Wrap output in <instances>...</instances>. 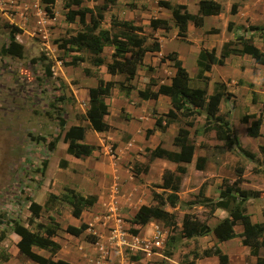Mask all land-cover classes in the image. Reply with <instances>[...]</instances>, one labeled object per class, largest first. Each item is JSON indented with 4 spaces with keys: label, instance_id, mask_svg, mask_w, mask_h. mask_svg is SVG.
Returning <instances> with one entry per match:
<instances>
[{
    "label": "rangeland",
    "instance_id": "rangeland-1",
    "mask_svg": "<svg viewBox=\"0 0 264 264\" xmlns=\"http://www.w3.org/2000/svg\"><path fill=\"white\" fill-rule=\"evenodd\" d=\"M2 1L3 3L1 4ZM67 1L62 0L56 8L53 7L52 13L54 18L52 19L44 11H41V4L36 0H0V47L8 43V35L13 26L23 29L21 33L19 32L15 35L16 41L23 46V57L16 59L0 55V232L3 230L9 231V219L18 220L29 229L34 230L33 227L28 226L26 223V219L29 216V201H34L45 207L50 194H54L57 197L64 195L65 187L74 186L72 182L77 184L76 186L81 193L88 192L89 189L86 188L90 184H94L99 193L103 194V192L105 193L106 190H109L115 180V175L114 173L112 174L110 168H107L108 171L102 169L104 164H102V161H99L98 153L94 154V157L96 158V162L100 163V169L92 172V174H96L95 178H90V176L84 174L76 178L70 175L69 170L60 169L59 167L60 162L64 160L67 154V145L61 141L64 131L70 125L84 122L81 114L83 107L78 106L77 101L72 95L71 87L80 84L81 73H86V67L91 65V55L85 50L64 53L54 44V41L57 39L66 38L75 35L79 31H83V28L77 21L74 24H68L65 21L66 10H64L63 5ZM156 1L115 0V4L117 5L116 13L118 12L120 17L124 19H129L131 16L134 23L148 27L149 19L151 17L157 18L156 14H158L159 10L156 12L158 9ZM167 1L172 5L186 3L189 13H197V5L191 0ZM216 1L223 3L222 13L218 18L213 17L208 19L205 25L206 31L202 34H198L196 31L191 32L188 41L191 39L196 40V38L200 37L197 43L200 46L205 45L208 50L215 49V54L217 55L220 49L218 47L219 43H222L227 38L226 24L232 22L233 28L229 34L237 33L238 35H243L257 44L260 50L264 52V30L250 32L247 28L254 25L261 26L264 23L263 14H259L260 9H264V0ZM101 2L102 0H83V6L91 7L93 11H96ZM232 4L239 5L236 13L238 16L230 13ZM37 5L40 6L39 10L36 8ZM254 10L255 12H253ZM29 16L31 19H29ZM107 17L109 21L110 17ZM167 17L169 23H171V28H175L169 11L164 10L161 13V17L158 18L166 19ZM105 24H107V19ZM214 29H217L218 33L214 34L211 31ZM220 31H222L221 34ZM181 40L177 36L174 37V40H167L164 42L163 50L166 52L169 48H176L179 53L182 52L183 56L180 55V59L184 58L182 61L183 67L186 69V74L191 76L193 70H195V65L191 60L190 53L187 54L184 48L180 47L182 44L177 42ZM110 51L105 49V59L110 57ZM42 53L46 55L52 65L51 77L45 75L44 65L46 63H41L40 61L36 63L31 62L33 59H38ZM73 56H81L85 61L79 64L77 68L62 64V62L70 61ZM161 57L157 54H148L145 58V65L140 68L143 74H150L146 68L150 66L153 69L151 74L155 77L152 80L156 83L164 81L169 77L172 69L170 62H160ZM225 71L227 70L222 69L220 71L215 69L212 76L216 78V74H221ZM248 74L251 76L250 80L255 83L253 84L254 86L250 88L246 84V94L245 92H239L238 95H242L244 98L238 100L237 106L230 99L226 101L227 103L223 107V114L231 125L232 132L237 138V144L231 148H225L223 143L215 138L214 132L207 134L202 132L203 119L202 117L197 118L195 127L191 128L192 136L190 139L197 146V155L192 166L193 170L190 168V171L186 175V182L193 176L194 190H197L200 184L198 181L196 182L198 177L194 179V176L198 175L201 171L200 175L206 178L205 185L207 182L212 181V179H219L223 186L226 183L231 184L237 178V169H241L242 182L239 187L259 193L257 198H251L247 201L246 212L250 214L253 220L261 221L260 212L264 206V155L260 153L258 144L262 139H252L247 136L246 128L248 125L242 122V118L244 115H249L251 91L255 92V96H252L253 102L257 101L259 103L256 106L255 112L261 113L264 108V73L262 70L258 72L253 69L252 71H248ZM91 86H94V84L91 83ZM192 87H201L207 91H211L213 84L208 82L206 85V82L194 77ZM61 98H64L63 101L60 100ZM111 110L113 115L112 107ZM122 117L125 118L124 115ZM111 122L117 128L119 124H124L120 120L117 121L119 124L116 121ZM182 123L183 120L178 125L181 126ZM261 131L262 137H264V121ZM91 132L93 131L91 130ZM171 132V130L167 132V138H171ZM56 137L60 138L56 142L54 149L49 151L48 143H51ZM108 137H117V143H119V137L123 140L126 139V136H122L117 130L116 132L111 131ZM111 143L113 142L109 141V145H107V142H103L104 146H106L105 151L108 153L110 152L109 147ZM165 146L168 145L165 144ZM135 149V152L129 156L126 154L128 163H123L121 167L119 166V169L125 174L126 180L129 177L128 171L136 167L141 169L149 163L146 164L147 161L141 164L136 162V158H140L141 156L147 158L148 152H144V149L137 147ZM115 151L116 148L111 149L115 157L112 159H117ZM244 151L253 154L254 158H248ZM197 157H203L204 159L202 170L195 168ZM104 159L106 158L104 157ZM43 160H47V164L49 162L46 168V176L44 172H40ZM120 160H123V158ZM112 165L115 169V163ZM154 166L173 168L174 164L155 159ZM74 189L76 190V188ZM186 191L187 189L182 190L181 193H185ZM185 195L183 198L185 202H178L172 212L177 223H181V218L186 213L197 217L201 221H211L213 223L208 216L207 208L198 204L191 206L186 204L197 203L202 201V198L196 196L193 192L189 193V196L186 193ZM124 201L126 200L123 198V193L121 192L116 194L114 198L106 197L93 210L89 209V217L93 221L95 220L93 224H95V229L100 234L103 244L111 243L114 245L111 253L105 258L106 261L104 262L103 260L101 264H109L108 261H112L114 264H125L126 258H132L133 256L141 258L145 256L140 251L136 252L135 249L134 251L130 250L126 244H120L119 238L112 239L111 232L117 230L121 232L122 240H125L126 243H133L132 237L136 236L133 231L139 227L134 224L131 211L124 212L121 210ZM69 212L70 206L57 199L51 202L49 208H43L38 221L47 223V218L53 215L54 219H59L58 223L60 225H66L69 222L73 223L72 221H67V218L71 217ZM97 215L101 217L97 219ZM118 219H121L123 222H119ZM64 234V230H60V237ZM13 235L8 232L7 238L0 243V264H21L26 261V259L17 254L14 248ZM167 236L177 238L174 242L176 249L172 250L171 256L167 257L165 253L171 250L166 243L158 248H151L154 252L159 251L161 256H153L154 258L148 264H181L183 261H191L194 260L193 253L200 254L201 251L212 247L213 244L211 233L203 237L184 239L180 235V228L178 226L175 227L173 233H168ZM81 237L79 239L85 241V237ZM237 239L238 237L224 242L219 248L222 252H227L225 254L228 255V252H231L230 248L234 249V252H232L235 256H233L232 264H251L253 258L249 255L248 248L244 250L241 248L243 247L241 244L237 245ZM135 243L140 244L138 242ZM237 250H239L238 253ZM4 255H8L6 262L1 261ZM260 255L264 256V252L260 251Z\"/></svg>",
    "mask_w": 264,
    "mask_h": 264
},
{
    "label": "trees",
    "instance_id": "trees-1",
    "mask_svg": "<svg viewBox=\"0 0 264 264\" xmlns=\"http://www.w3.org/2000/svg\"><path fill=\"white\" fill-rule=\"evenodd\" d=\"M44 4V12L49 18H53L52 9L55 0H40ZM115 0H103V4L93 11L89 8L81 7L82 0H68L64 3L66 9L65 20L72 23L75 19L82 26L83 31L77 32L75 35L57 39L54 44L64 53H74L85 50L91 55L90 63L93 66L99 67L103 64L101 57L104 46L113 48L111 54V62L106 65V70L109 74H123L124 81L115 83L112 81L104 82L98 80L97 86L88 89L89 103L88 109L85 112L86 120L89 122V127L95 132H105L109 130L103 118L108 115V108L103 97L108 96L111 90L117 85L118 88L127 95L133 87L129 82L134 78L136 70L142 65L146 53H155L160 50V45L157 38L152 34L145 33L142 26H137L131 21L118 20L111 17L110 30L100 29L103 20V13L109 8V5L114 4ZM159 7H162L170 12L171 18L177 28V36L179 38L186 37L187 23L190 22L194 27H202L204 17L218 16L222 12V5L215 0H199L197 3V13L191 14L184 4L172 5L168 1L159 0ZM75 6V9H72ZM238 4H232L230 13H237ZM87 16L89 22H86ZM148 27L151 30L161 29L165 32L169 31L170 26L167 20L151 17ZM233 23L228 22L226 30L231 32ZM250 32H258L264 30V23L261 26L247 27ZM214 34L218 33L216 29L211 30ZM20 30L13 26L8 35V43L0 47L1 56H9L16 59L23 57V46L16 41L15 35ZM230 55H248L255 63L264 65V53L254 46L243 35H235L234 39L222 44L219 57L215 59V49H201L197 59L196 67L198 70L197 79L207 80L203 76L204 73L210 72L212 65L216 62L217 65L223 66L225 59ZM61 60V59H60ZM46 63L44 65L45 75L51 77V63L44 53L38 59H33L31 62ZM169 61L175 69V74L171 78L169 85L161 84L156 91L150 88L155 84L151 79L148 85L142 90L137 91V95L142 100H156L160 95L169 97L171 108L164 114L157 115L154 121V128L147 129L145 137L148 138L155 130L164 132L171 124L178 123L183 120V126H179L176 135L173 138L172 144L179 148L178 152H170L157 146L152 151L148 152L149 162L154 158H164L170 162L191 163L194 154V145L189 139V131L187 127L194 125L196 117L205 115L204 124L202 126L203 133L214 132L215 138L223 143L225 148H231L237 144V138L232 132V128L226 116L219 114V103L222 99L228 100L231 94L226 91L223 83H215L213 92L208 98L204 90L192 88L189 86V77L186 74L180 60L177 59L176 52H170L160 59L161 63ZM84 62L81 56H73L70 61L62 62L65 66L76 67ZM149 71H153L148 67ZM127 84V85H125ZM64 98L60 100L63 101ZM264 112V109L263 111ZM244 124H248L246 134L249 138L255 139L260 136V127L262 124L261 114L258 117L254 115H244L242 118ZM85 128L79 125L69 126L63 133L61 141L66 144V153L74 158H83L91 155L93 151H98L100 147L85 144L82 142L84 138ZM60 137H56L51 143H48V150L52 151L56 142ZM116 145L112 144L111 149H115ZM259 151L264 155V144L259 146ZM245 155L253 159L254 155L244 151ZM204 164L203 158H198L195 164L197 170H202ZM47 166V160L41 162L40 172H44ZM66 161L62 160L59 164L61 169L65 168ZM148 165H144L141 169L133 168L135 176L146 173ZM186 173V168L177 166L175 174H168L164 177L161 185L157 188L162 190H170L169 194L161 193L153 194V199L157 202L155 206L142 205L137 209L134 215V221L140 226H145L150 220L155 219L164 223L170 233L175 231L176 220L173 213L166 212L162 207L169 205L175 208L178 203L177 193L179 192L181 177ZM241 169H237V178L231 184H224L219 191L218 198L213 201L204 197V188L202 184L198 190V196L202 201L197 203H186L188 206L198 204L208 209V214L212 215L216 209L226 211L227 217L218 221L210 228L205 221L199 220L191 214H183L181 219L180 235L184 239H192L195 237H203L212 233L218 242L228 241L236 236L234 227L240 225L242 232L240 233L241 245L249 249V253L256 259V264H264V257L260 255V251L264 249V208L261 211L262 222L253 223L246 212V203L251 198H257V191H249L239 187L242 182ZM60 199L70 206V214L74 218H79L82 211L92 207L96 201V196L82 197L74 190L66 188L65 194L57 197L50 194L46 201L45 207H42L34 201H29L28 212L29 216L26 219L29 229L18 220L9 219V231L0 232V243L7 238L8 232L19 237L16 244L18 255L26 260L32 261L35 264H68L63 260L53 261L51 258H44L32 251V247H37L48 251L51 255L55 254L59 245L53 241V238L60 230L59 224L52 217H48L47 223L38 222L41 217L43 208H49L52 201ZM89 229L87 224H80L79 227L67 225L64 232L74 237H78ZM137 234V230L133 231ZM86 240L96 242V237L92 234L85 236ZM177 238L168 237L167 246L171 251L165 253L167 257L171 256L172 250L176 249L174 242ZM194 260L199 257L215 256L218 259V264H228V257L222 253L218 247L214 246L205 249L201 254L193 253ZM8 260V255L1 258L2 262ZM136 260V257H132ZM194 260L183 261L181 264H194Z\"/></svg>",
    "mask_w": 264,
    "mask_h": 264
},
{
    "label": "crops",
    "instance_id": "crops-1",
    "mask_svg": "<svg viewBox=\"0 0 264 264\" xmlns=\"http://www.w3.org/2000/svg\"><path fill=\"white\" fill-rule=\"evenodd\" d=\"M36 1L40 2L41 11H44V4H42L40 0H36ZM61 1L62 0H55L53 7L56 8L57 5L59 4V2H61ZM158 1L159 0L156 1V4ZM162 1H167V0H162ZM191 1L197 5L199 0H191ZM2 3H3V1L1 2V4ZM115 3L116 2H114V4H112V5H109V8L103 13V20L101 22L100 29L110 30L111 17H115L118 20L133 22L131 16L129 19H124V18L120 17V14L118 12L116 13L117 5ZM102 4H103V0L101 2L100 6ZM178 4H184V5L188 6L186 3H178ZM220 4H222V11H223V3H220ZM157 6H158V4H157ZM39 7H40L39 5L36 6V8L38 10H39ZM81 7L89 8L92 10L91 7L83 6V0H82ZM63 8H64V6H63ZM75 8H76L75 6H72V9H75ZM64 10H66V9H64ZM164 10H166V9L158 6V9L156 10V12L158 11V14H156V17L157 18L161 17V13H163ZM197 10H198V7H197ZM253 12H255V10ZM149 13H150V11H149ZM259 14H263V16H264V9L263 10L260 9ZM107 16L110 17L109 21H108ZM218 16L204 17L202 27H194L192 23L188 22L185 38H179L177 36V28L176 27L171 28V23H169L168 17L165 19V20H167V22L169 23V26H170V29L167 32H165L161 29H157L154 31V30H151L147 26H142V25H139V24H136L133 22L137 26H142L145 33L152 34V35H154L155 38H157L158 43L160 45V50L158 52H155V53H146V55L144 56L142 65L137 68L134 78L129 82V85L133 87V90H131L127 95L125 94L124 91L120 90L118 88V86L116 85L111 90V92L108 96L103 97V100H104V102L108 108V115H106L103 118L104 122L107 125H109V127H110L108 131L95 132L92 129H90L89 122L86 120V117H85V112L88 109V103H89L88 89L91 87L97 86V82L99 79L104 81V82L112 81L115 83H119V82L124 81V75L123 74L111 75L106 70V65L111 62V54H112L113 48L111 46H104L103 52L101 55V57L103 58V64L99 67H96L90 63L91 65H88L86 67L87 68L85 71L86 73H81V75H80V77H81L80 78L81 79L80 84L71 87L72 88L71 89L72 95L74 96L75 100L77 101L78 106L83 107V111L81 114L83 116L84 122H82L80 124H74V125L83 126L86 129L82 142L85 144L98 146V147L101 146V147L98 150L99 152L93 151L91 153V155H89L87 157H83V158H74V157L66 154V157L64 158V160L66 161V166L64 169L69 170L71 173L70 175H72L76 178L79 177L80 175H83V174L90 176V178H95L96 174L95 173L92 174V172L100 169V166H99L100 163L96 162V158L94 157V154L98 153L99 161H102L103 162L102 164H104L102 169H104V171H108L107 168H110L112 171V174L114 173V175H115V180H114L113 184L111 185L109 190H106L105 193L103 192V194L99 193V190L95 188L94 184H90L89 187L86 188V189H89V191L86 193H81L80 190L76 186L77 184H74L73 182H72V184L74 185L73 187H69V186L65 187V188H69V189L74 190L76 193H78L82 197L96 196V198H97L96 203L92 207H90L92 210H93V208L98 206L99 203H101L106 197L109 196V197L114 198L116 194H119L122 192L123 198L126 201H124L122 203L121 210L124 212L125 211L126 212L131 211L132 219H134V215L140 206H142V205L155 206L157 204V202L153 199L154 193L169 194L171 192L170 190L159 189V188H157V186L161 185L162 180L164 179V177L168 176V174H175V170H176L177 166L186 168V173L181 177L180 188H179L180 193L179 192L177 193L178 202H185V200L183 199L186 196L185 193L189 196V193L193 192V194L198 196V190L202 184L205 186L204 197L209 198L213 201L217 200L219 191L222 188V185H221L222 183L219 181V179H216V180L212 179V181L207 182V184L205 185L206 178L204 176L200 175L202 173L200 171L198 175H195L193 173V175H195L194 179H195V177H198V179H196V182L198 181V183L200 184V186L197 190H194V184L192 182L193 176H191L186 182V175L190 171V168H192L193 163L195 162L194 160H196V155H197V153H196L197 146L191 140L190 141L194 145V154H193L191 163H183V162L174 163V162H170L164 158H154L153 160H151L149 162L148 155H147V158L141 156L140 158H136V162H138L140 164L144 163L146 161H147L146 164L149 162L148 163V171L146 173H141L137 176L134 175L133 170L128 171L129 172V177H128L129 180L128 179L126 180L125 174L122 173V171L119 169V166L121 167V165L123 163L124 164L128 163V158H126V154L129 156L131 153H134L136 150L135 149L136 147L140 148V149H144V152L152 151L157 146H161L163 149L170 151V152H178L179 151V148L175 147L172 144V141H173L174 136L176 135V132H177L179 126H180L178 124L182 120H180L178 123L171 124L164 132L155 130L153 132V134H151L148 138L145 137L146 130L154 128V121H155V118L157 117V115L166 113L171 108V103H170L169 97L164 96V95H160L156 100H153V99L142 100L138 97L137 91H139V90L142 91L148 85V83L150 82L151 79H153V80L155 79L154 75L151 74V71L148 70V67H150V66L146 67L148 73H150V74H143V71L140 68L145 65V58L148 54H151V55L157 54L158 56L163 57V56L167 55L169 51L170 52H176L177 59L180 60L182 63L184 58L180 59L181 58L180 55H182V52L179 53L178 49L169 48V50H167L166 52H164V50H163L164 42H166L169 39L174 40V37L177 36L178 39H180V40L182 39L181 41H177V42L182 44L180 47L184 48V50L186 51L187 54L190 53L191 60L195 65V70H193V74L191 76L188 75L189 86L192 87L193 78L196 77L197 73H198V70L196 67L197 56H198L201 49H206V50H208V49L205 45L200 46L197 43V40L199 41L200 37L196 38V40L191 39L190 41H188L190 38L189 36H190L191 32H193V31H196L198 34H202L204 31H206L205 25H206V22L208 21V19L213 18V17L218 18ZM235 16H238V15L236 14ZM170 17H171V15H170ZM29 19H31L30 16H29ZM106 19H107V24H105ZM75 21L78 22L77 19H75ZM74 22H72V23L67 22V23L68 24H74ZM86 22L87 23L89 22L88 16L86 18ZM172 22H173V20H172ZM173 24H174V22H173ZM173 29H175V31L172 32ZM225 29H226V27H225ZM19 30L21 33L23 29L20 27ZM221 32L222 31H220V34H221ZM226 32H227V34H226L227 38L222 43H219L218 47H220V48H221L223 43L233 40L234 36L237 35V33L229 34L230 32H228L227 30H226ZM183 40H186V41H183ZM248 40L260 50V47L257 44L253 43L250 39H248ZM105 49L111 50L110 51V57L108 59H105V57H104ZM219 53H220V49H219ZM219 53L217 55L215 54L216 60L219 57ZM84 61H85V59H84ZM78 66H76V68ZM182 66H183V64H182ZM215 69H218L220 71H222V69H226L227 71L222 72L221 74L218 73V74H216L217 77L213 78L212 74H213ZM253 69H254V71L257 70L258 72L260 70H262V72L264 73V65L255 63L254 60L250 56H248V55H230L225 59L223 66L217 65L215 62L212 65L210 72L203 74V76L206 77L207 80H202V81L206 82V85L208 84V82L210 84H213V88L211 91H207L206 89H203L201 87H192V88H199V89L204 90L206 93V97L208 98V96H210L213 92L215 83H223L226 87V91L231 94V97L228 100H230V99L233 100L234 104L237 106L238 100L244 98L241 94H240L241 96L238 95L239 92H241V93L245 92V94H246V87H245L246 84L250 88H252L254 86L253 84H255L253 81L250 80L251 76L248 74V71H252ZM185 71H186V69H185ZM174 74H175V69L172 67L171 72H170V76L167 77L164 81H161L159 83H156L154 81L155 84L153 86H151L150 89L152 91H156L158 86L161 84L169 85L171 82V78L174 76ZM91 81H93V82H91ZM91 83H93L94 86H91ZM125 85H127V84H125ZM252 96H255L254 91H251V97H250L251 99H249V106H250L249 115H254L255 117H258L261 114L262 123H263L264 112H261V113L255 112L256 106H258L259 103L257 101L253 102ZM226 101L227 100H225V99H222L220 101L219 107H218L219 108V114H223V112H224L223 107H224V104L227 103ZM111 107L113 108V115L111 113L112 112ZM243 109H244V107H243ZM123 115L125 116V118L122 117ZM199 117H202L203 124H204V118H205L204 114L196 117L194 120V125L192 127H189V128L187 127V129L190 133L189 139H191V136H192L191 128L195 127L196 119ZM118 120L122 121L124 124H119L117 122ZM111 121H116V123L119 124L118 128L115 125H113L114 123H112ZM70 126H72V125H70ZM181 126H183V123ZM261 127H262V124H261ZM261 127H260V136L258 138H255L257 140L262 139V141L259 142L258 146H261L264 144V137H262L263 134L261 131ZM91 130L93 132H91ZM116 130L119 131L122 136L125 135L126 139L123 140V139H121V137H119V143H117V139H118L117 137L116 138L115 137H108V134L111 131L116 132ZM170 130L172 131L171 132L172 133L171 138H169V137L167 138L166 134ZM167 140H168V142H167ZM99 141H100V143H99ZM109 141H111L113 143L110 144V147H109L110 152L108 153L107 151H105L106 146H104L103 142L104 143L107 142V145H109L108 144ZM112 144H115V145L117 144L116 145V151H115L117 153V159H112V158H115L111 152V145ZM165 144L168 146H165ZM258 149H259V147H258ZM104 157L106 159H104ZM122 158H123V160H120ZM201 158H203V157H201ZM155 159H160V160L170 162V163L174 164V167L168 168L166 166H164V167L163 166H159V167L154 166ZM82 160H84V161H82ZM115 160H117V161H115ZM113 163H115V166H116L115 169H114V166L112 165ZM48 165H49V162H48L46 168L48 167ZM192 170H193V168H192ZM44 175L46 176V169L44 171ZM74 188H76V190ZM185 189H187V191L185 193H181V191L185 190ZM130 190H132V191H130ZM136 201H138V203H136ZM90 208L83 210L79 218H74L72 216L68 217L67 221L69 220V221L73 222V223L69 222L70 224L68 223L66 225L65 224L60 225L58 223L59 219H54L59 224L60 230H65L67 225L79 227L80 224H82V223L87 224L89 226V229L86 230L83 234H81L78 237H74V236H71V235L65 233L62 237H60V235H59L60 230H59L57 235L53 238V241L59 245V249L55 254L51 255L48 251L39 249L37 247H32V251L34 253L44 257V258H51L53 261L63 260L65 262H67L68 264H97V263L101 264L103 260L105 262L106 261L105 258L108 257V255L111 253V249L114 247V245L111 243H107L106 245L103 244L102 240L100 239V234H98L97 230L95 229V224H93V222H95V220L93 221V219L89 217L90 216V212H89ZM162 208L168 213H172L174 210V208H171L169 205H164ZM263 208H264V206H263ZM248 215L250 217V220L253 223L262 222V219H261V221L253 220L252 217L250 216V214H248ZM208 216H209L210 220L213 221V223L211 221H208L206 223L210 228H212L218 221L227 217V213L224 210L216 209L213 211L212 215H208ZM51 217L54 218L53 215ZM99 217H101V216H98L97 219ZM261 217H262V215H261ZM72 218H74V219H72ZM118 221L123 222L121 219L120 220L118 219ZM38 222H40V221H38ZM134 224L139 226V227H138V229H136V230H138L136 236L132 237V239L134 241H137L140 244H137V243L136 244L130 243V244H133L136 252L140 251L143 254H145V256H143L141 258L133 256V257H136V260H132V258H126L124 262H125V264H139V263L140 264H148V262L154 258L153 256H161L159 254V251L154 252L153 250H151L152 239L154 238L156 231H159L162 235L161 240H162V246H163V245H165L166 240L168 238V236H167L168 233H170L169 229L167 227H165L163 222H161L159 220H155V219L150 220L143 227L140 226L136 221H134ZM177 226L181 230V223H177V221H176V227ZM61 228H63V229H61ZM87 232H91V233H87ZM234 232L236 234V236L234 238L238 237V239L236 240V242H237L236 244L239 245V244H241V242H240L241 239H240L239 235L242 232V227L240 225L235 226ZM86 234H92L93 236H95L96 242L91 243L90 241L86 240V238H85V241H83L82 239H79V238H82L81 236L85 237ZM13 236H14V238H13L14 248L16 249V252L18 254L16 244L19 240V237L16 236L15 234ZM212 238H213L212 247L216 246L219 248V247H221V244L224 243V242H218L213 234H212ZM234 238H232V239H234ZM225 242H227V241H225ZM137 245H139V246H137ZM212 247H210V248H212ZM241 248L245 250V248H247V247L243 246ZM152 249H154V248H152ZM219 250L221 251L220 248H219ZM230 251L231 252H228L229 255L226 254L228 257V264H232V261H233L232 259L234 258L233 256H235L233 254L234 249L230 248ZM261 251L263 253L264 249H262ZM238 252H239V250H237V253ZM222 253H224V252H222ZM225 253H227V252H225ZM249 255H250V253H249ZM262 257H264V256H262ZM251 258H253V261L251 262V264H256V259L253 256H251ZM32 263H34V262L26 260L25 262H22L21 264H32ZM108 263L114 264L112 261H108ZM194 264H218V259L215 256L199 257V258L194 260Z\"/></svg>",
    "mask_w": 264,
    "mask_h": 264
},
{
    "label": "built area",
    "instance_id": "built-area-1",
    "mask_svg": "<svg viewBox=\"0 0 264 264\" xmlns=\"http://www.w3.org/2000/svg\"><path fill=\"white\" fill-rule=\"evenodd\" d=\"M112 239H114V238H119L118 240H119V243L120 244H126V246H127V248H129L130 250H132V251H134V246H133V244H130V243H126V241L125 240H122L121 238H122V234H121V232H118L117 230H113L112 232ZM117 234V235H116ZM161 238H162V235H161V233L159 232V231H156V233H155V235H154V238L152 239V248H158V247H160L161 245H162V240H161ZM135 242H137V241H134L133 240V243H135ZM136 244V243H135ZM97 264H99V263H97Z\"/></svg>",
    "mask_w": 264,
    "mask_h": 264
}]
</instances>
